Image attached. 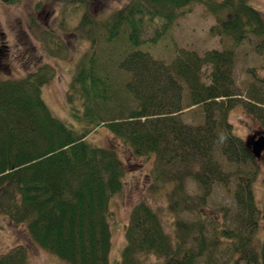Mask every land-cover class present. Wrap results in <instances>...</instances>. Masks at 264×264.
<instances>
[{
  "label": "trees",
  "instance_id": "1",
  "mask_svg": "<svg viewBox=\"0 0 264 264\" xmlns=\"http://www.w3.org/2000/svg\"><path fill=\"white\" fill-rule=\"evenodd\" d=\"M0 1L12 4L21 0ZM196 3L204 4L216 18L222 11H231L229 19L220 20V26L211 29L216 35H226L234 44L248 35L264 40V15L248 0H130L113 15L109 39L125 24L129 42L137 47L143 42L142 30L163 20L148 40L156 42L176 17ZM3 42L0 31V45ZM233 63L231 48L211 49L203 55L182 49L167 61L133 48L118 65L129 74L126 89L135 106L127 115L105 118L98 103L107 99L106 89L101 88L104 80L93 66H83L72 83V95H68L72 117L84 122L80 130L52 114L41 93L44 77L35 73L0 80V197L8 204L10 222L25 224L31 240L65 264H110L109 203L121 192L127 172L116 150L95 146L85 138L100 124L134 158L154 160L150 176L162 182L171 212L189 201L182 187L186 177L201 189L202 200L215 180L225 181L215 156L218 146L229 161L255 159L250 141L236 136L228 121L238 100L264 125V80L250 89L246 100L235 98ZM203 68H207V80L202 77ZM75 93L83 102L81 115L74 105L78 100ZM195 106L201 109L203 122L191 125L183 121L181 112ZM244 175L234 191L237 226L221 228L233 249L227 264L239 260L264 264V236L255 249L250 234L242 232L243 228L255 232L260 219L264 231V212L258 217L259 207L250 187L254 173ZM174 224L183 232L171 236L155 209L146 202L136 204L124 228L123 264H134L141 254L155 255L161 264L215 263L213 256L204 253L201 222L188 226L176 219ZM194 229L198 235H192ZM13 254L16 256L0 258V264H21L20 250Z\"/></svg>",
  "mask_w": 264,
  "mask_h": 264
},
{
  "label": "rangeland",
  "instance_id": "2",
  "mask_svg": "<svg viewBox=\"0 0 264 264\" xmlns=\"http://www.w3.org/2000/svg\"><path fill=\"white\" fill-rule=\"evenodd\" d=\"M129 1L0 2V31L4 35V42L0 45V80H17L35 73L44 77L41 93L45 103L54 116L72 125L75 130H80L84 122L72 117L68 97L73 93L74 78L83 66H93L96 75L104 80L101 88L106 89L107 99L98 102L102 118L127 115L134 108L135 103L126 89L129 74L118 65L133 48H141L152 57L166 61L182 49H194L203 55L211 49L222 51L231 48L234 50L233 80L237 99L246 100L250 89L260 86L259 81L264 80V40L259 36L248 35L239 44H234L228 36L216 35L211 31L220 26V20L230 18V10L222 11L220 17L216 18L204 4L196 3L188 12L176 17L156 42L149 43L148 40L164 24L163 20H156L152 25L146 26L141 33L143 42L133 47L128 40L129 28L125 24L114 38L109 39L108 31L113 15ZM248 2L264 15V0ZM206 71L207 68L201 71L204 80H207ZM75 95L78 98V94ZM81 100L78 98L74 101L80 115L84 109ZM98 103L95 102V107ZM181 117L191 125L203 122V113L197 106L183 110ZM228 121L232 132L244 142L264 136V125L245 110L240 100L230 110ZM102 125L93 129L85 138L95 146L116 150L127 172L121 192L114 194L109 203L110 264H123L121 251L126 242L124 228L134 206L139 202H146L155 209L165 232L171 236L183 232L175 229L176 219L188 226L201 222L205 255L209 253L214 257L215 263L212 264H227L233 255V249L221 228L227 226L228 229H234L237 226L234 191L238 189L239 179L245 173L249 177L254 173L250 187L259 207L258 217L261 218L264 212V149L259 159L241 162L226 159L218 146L215 156L222 166L225 181L215 180L210 186L209 194L201 200V189L191 178L186 177L182 187L189 201L186 206L179 205L180 209L173 213L167 208L162 182L154 181L150 176L155 166L154 160L134 158L130 150ZM153 181L157 185H153ZM197 201L203 205L199 206ZM7 207V202L0 197V258L6 255L16 256L13 253L19 249L23 257L21 264H65L38 247L27 234L25 224L11 223ZM192 231V235H198L197 229ZM243 231L250 234L251 245L259 249L264 236L263 221L260 219L255 232L251 233V228H243ZM134 264L161 263L155 255L141 254ZM236 264L249 263L239 260Z\"/></svg>",
  "mask_w": 264,
  "mask_h": 264
},
{
  "label": "water",
  "instance_id": "3",
  "mask_svg": "<svg viewBox=\"0 0 264 264\" xmlns=\"http://www.w3.org/2000/svg\"><path fill=\"white\" fill-rule=\"evenodd\" d=\"M251 152L255 157H260L262 150L264 149V136H259L250 142Z\"/></svg>",
  "mask_w": 264,
  "mask_h": 264
}]
</instances>
